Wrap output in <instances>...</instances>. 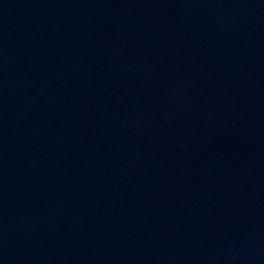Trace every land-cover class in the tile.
Masks as SVG:
<instances>
[{"label":"water","instance_id":"1","mask_svg":"<svg viewBox=\"0 0 264 264\" xmlns=\"http://www.w3.org/2000/svg\"><path fill=\"white\" fill-rule=\"evenodd\" d=\"M0 264H264V0H0Z\"/></svg>","mask_w":264,"mask_h":264}]
</instances>
